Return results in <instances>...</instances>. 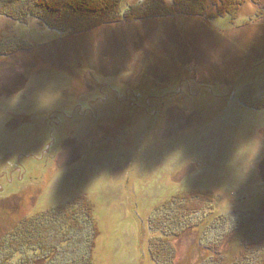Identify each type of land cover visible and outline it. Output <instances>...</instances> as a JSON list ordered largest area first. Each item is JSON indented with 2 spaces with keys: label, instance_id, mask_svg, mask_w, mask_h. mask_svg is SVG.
I'll return each mask as SVG.
<instances>
[{
  "label": "rangeland",
  "instance_id": "1",
  "mask_svg": "<svg viewBox=\"0 0 264 264\" xmlns=\"http://www.w3.org/2000/svg\"><path fill=\"white\" fill-rule=\"evenodd\" d=\"M34 1L0 0V12L16 16H0V49L13 52L0 57V240L21 219L84 198L99 233L93 264H160L164 252L153 259L150 249H163L157 226L173 201L208 192L213 202L192 214L202 225L172 242L173 264H211L208 247L225 236L224 264L237 263L248 233L238 222L264 201V108L243 102L264 103V19L253 4L235 20L181 17L72 36L30 15L71 16Z\"/></svg>",
  "mask_w": 264,
  "mask_h": 264
},
{
  "label": "trees",
  "instance_id": "2",
  "mask_svg": "<svg viewBox=\"0 0 264 264\" xmlns=\"http://www.w3.org/2000/svg\"><path fill=\"white\" fill-rule=\"evenodd\" d=\"M247 1H250L256 8L255 19H264V0H144L138 5V8L133 5L126 6V0H35L34 6L39 8L42 13L54 15L59 11H65L73 20H65L62 24L59 19H56L57 21L54 20L51 23L41 14L30 16L49 30L77 36L104 26H120L135 22L181 17H195L213 21L216 18L229 16L235 20ZM124 5L126 9H123ZM14 14H8L5 10L0 12V16L16 20ZM75 17L85 19L77 18L76 20ZM80 22H87V24L81 26ZM8 49V46L0 49V57L9 58L10 53L13 52ZM243 102L252 109L264 108V103L254 104L250 99ZM200 202L211 204L213 196L208 192H198L173 201V204L177 207L173 206L172 216L167 218V222L157 226L163 228L162 240L164 246L163 249L158 246L150 249L153 259L160 257L162 255L161 251H163L164 255L160 257V264H173L176 261L177 248L172 242L180 239L185 233L197 229L199 224L202 225V223L192 221V214L200 209ZM93 210L94 207L91 203L84 198H80L64 205L49 208L32 217L21 219L0 240V264H8L14 255L22 256V254L26 255L25 259L27 261L23 260L19 264H93L95 240L99 234L94 223ZM169 210L170 208L165 209V212ZM245 220L243 224L238 222L239 227L241 226V229L245 228L248 232L241 239L242 250L239 257H242L239 260L240 263L238 261L232 264H245V259H247L248 264H264V250H259L264 248V201L258 211ZM250 224H253L251 228L257 225L259 227L252 232L251 228L247 229ZM150 225H154L153 220ZM225 238L226 236L221 241H215L214 245L208 247V250L212 253L211 264L225 263L226 257L222 251L224 247L222 241ZM254 239L261 240L258 250L253 253L249 252L251 254L247 255L249 246H251ZM165 244H170V246L168 247ZM67 245H70V248H67ZM61 247L62 249L64 247L65 251L60 257L58 254L62 252ZM24 251L29 253H24ZM31 254L34 256H31ZM262 256L263 260L259 261L260 263L257 262L258 260H254Z\"/></svg>",
  "mask_w": 264,
  "mask_h": 264
},
{
  "label": "flooded vegetation",
  "instance_id": "3",
  "mask_svg": "<svg viewBox=\"0 0 264 264\" xmlns=\"http://www.w3.org/2000/svg\"><path fill=\"white\" fill-rule=\"evenodd\" d=\"M17 170H18V168H17Z\"/></svg>",
  "mask_w": 264,
  "mask_h": 264
}]
</instances>
